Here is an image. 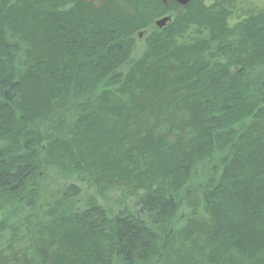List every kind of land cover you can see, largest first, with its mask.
I'll return each instance as SVG.
<instances>
[{
    "label": "trees",
    "instance_id": "1",
    "mask_svg": "<svg viewBox=\"0 0 264 264\" xmlns=\"http://www.w3.org/2000/svg\"><path fill=\"white\" fill-rule=\"evenodd\" d=\"M0 241V264H264V9L0 0Z\"/></svg>",
    "mask_w": 264,
    "mask_h": 264
},
{
    "label": "rangeland",
    "instance_id": "2",
    "mask_svg": "<svg viewBox=\"0 0 264 264\" xmlns=\"http://www.w3.org/2000/svg\"><path fill=\"white\" fill-rule=\"evenodd\" d=\"M245 2L248 5H255L261 9H264V0H245ZM143 36L145 37V35H143ZM143 36H141L135 40V47H134V50L132 53L133 58L138 57L143 50V39H144ZM2 242L3 241H0V247H1Z\"/></svg>",
    "mask_w": 264,
    "mask_h": 264
},
{
    "label": "water",
    "instance_id": "3",
    "mask_svg": "<svg viewBox=\"0 0 264 264\" xmlns=\"http://www.w3.org/2000/svg\"><path fill=\"white\" fill-rule=\"evenodd\" d=\"M87 2H101L103 0H84ZM192 0H161V2L166 5L167 2H173L177 5H180L181 7H185L186 5H188ZM170 21L169 17H164L158 21L155 22V26L159 29H162L167 22Z\"/></svg>",
    "mask_w": 264,
    "mask_h": 264
}]
</instances>
